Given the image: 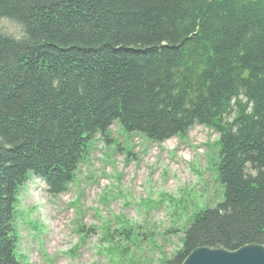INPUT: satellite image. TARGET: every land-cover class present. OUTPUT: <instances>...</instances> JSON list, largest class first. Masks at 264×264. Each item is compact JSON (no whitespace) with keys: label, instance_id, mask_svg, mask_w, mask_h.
<instances>
[{"label":"trees","instance_id":"obj_1","mask_svg":"<svg viewBox=\"0 0 264 264\" xmlns=\"http://www.w3.org/2000/svg\"><path fill=\"white\" fill-rule=\"evenodd\" d=\"M2 22L18 33L0 29V264H19L20 188L65 192L112 123L156 143L218 135L220 199L161 264L264 246V0H0Z\"/></svg>","mask_w":264,"mask_h":264},{"label":"rangeland","instance_id":"obj_2","mask_svg":"<svg viewBox=\"0 0 264 264\" xmlns=\"http://www.w3.org/2000/svg\"><path fill=\"white\" fill-rule=\"evenodd\" d=\"M0 29L18 33L8 22ZM103 137H92L65 192L53 196L32 176L20 188L11 221L19 264H161L191 216L220 199L213 130L194 125L156 143L113 123ZM120 228L133 238L105 237Z\"/></svg>","mask_w":264,"mask_h":264},{"label":"water","instance_id":"obj_3","mask_svg":"<svg viewBox=\"0 0 264 264\" xmlns=\"http://www.w3.org/2000/svg\"><path fill=\"white\" fill-rule=\"evenodd\" d=\"M181 264H264V246L246 244L234 250L221 247H197Z\"/></svg>","mask_w":264,"mask_h":264}]
</instances>
